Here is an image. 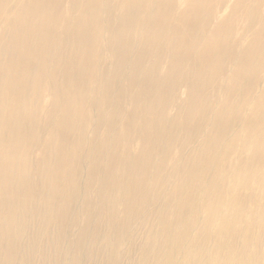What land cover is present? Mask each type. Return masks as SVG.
Here are the masks:
<instances>
[{"label":"rangeland","instance_id":"374dc122","mask_svg":"<svg viewBox=\"0 0 264 264\" xmlns=\"http://www.w3.org/2000/svg\"><path fill=\"white\" fill-rule=\"evenodd\" d=\"M147 1L132 7L140 19L131 27L136 49L128 55L134 60L137 51L146 50L142 67L129 72L122 84L110 72L118 56L108 44V25L118 26L125 6L113 0L106 11L104 1L96 0L102 22L91 32L99 67L90 77L82 75L86 82L80 95L62 97L50 88L52 75L63 80L64 58L72 49L61 19L80 15L79 7L64 1L54 30L62 47L51 51V73H33L35 83L25 105L28 112L36 110L42 128L24 143L25 158L26 150L15 146L14 180L20 183L30 176L40 192L27 203L29 214L0 207V216L5 213L22 223L11 239L22 250L10 264H264V23L248 19V0L239 7L229 4L231 0H174L169 23L177 24L193 4L210 6L214 26L234 14L224 49L216 51L198 79L186 64L199 70L196 62L202 61L197 59L207 62L209 56L200 53L209 39L183 63H172V50H159L165 40L158 37L150 47L141 42L155 33H149L148 20L163 8L162 0H149L151 6ZM248 49L247 73L236 77L237 62ZM149 81L155 89L145 83ZM193 81H201L198 90L190 88ZM81 86L80 81L75 88ZM104 96L108 104H99ZM113 110L120 112L115 129L110 127ZM63 112L77 129L72 124L56 131L55 116H65ZM21 135L12 132L10 137ZM45 144L66 157L70 151L76 198L64 177L47 181L56 167L54 160L49 166L44 162ZM62 144L67 147L60 148ZM59 201L66 206L63 216L59 210L56 216ZM3 230L7 227L0 217V242L6 240ZM0 245L2 264L8 252L7 245Z\"/></svg>","mask_w":264,"mask_h":264},{"label":"bare ground","instance_id":"6f19581e","mask_svg":"<svg viewBox=\"0 0 264 264\" xmlns=\"http://www.w3.org/2000/svg\"><path fill=\"white\" fill-rule=\"evenodd\" d=\"M65 0H0V21L5 22L0 25V207L9 206L13 209L25 210L27 214L31 209L30 203L32 198H35L40 192V189L34 187L33 180L30 176H25L24 179L17 183L14 180V175L18 173L15 164L18 162V154L16 147L19 150H26L22 157H26L28 153L27 146L24 145L31 133L40 132L42 128L37 122L36 110L27 111L25 105L29 104L30 91L29 87L34 86L35 76L32 80L33 73L43 74L51 73L53 70L50 66L51 51L62 47V40L54 30L57 20L61 18L62 6ZM104 10H110L113 0H103ZM210 1V0H206ZM96 0H70L73 7H79L80 15L73 18L67 16L61 20L66 22L64 34L72 40V49L67 57L64 58L67 66L63 70L64 78L60 82L52 75L50 88L57 95L62 97H70L72 95H80L84 88L85 79L82 75L91 76V73L99 67L100 55L92 42L93 33L92 28L95 23H101V7L94 8ZM121 5L125 6V11L120 18L118 26L109 23L108 27L112 33L108 44L112 45L113 52L118 56L114 57L111 63L112 72L119 82L122 84L124 79L128 76L129 72L142 67L146 59H143L146 50L137 51L139 56L134 60H129L128 55L136 49L133 45L131 37V27L134 20L140 19V13L132 10V7H138L143 4L144 0H119ZM163 8L161 13H152L149 20V33L151 29L156 33H150L151 38L146 37L142 39L150 47L152 42L159 38L165 40L160 49L172 50V63H183L187 55L196 51L198 45L204 39H209L204 44L200 56H209L207 62H196L199 70H195L186 64V67L191 69L197 74L198 79L203 72L209 68L212 61L215 59L216 51L224 49L226 40L233 27L234 14L225 16L219 19L215 26L212 20V13L210 6L204 4H193L184 13L181 20L176 23L172 22L174 0H162ZM245 0H231L229 4L234 7H239ZM146 6H151L148 0ZM94 8V9H93ZM247 17L250 21L264 23V0H248L247 2ZM217 17V16H216ZM110 20V19H109ZM111 21V20H110ZM5 27H7L5 29ZM67 29H69L67 31ZM166 30V33H165ZM160 33L164 35L159 36ZM260 38V37H259ZM258 38V40H259ZM258 40H254L256 43ZM7 42V45L4 44ZM2 43V44H1ZM64 46H68L64 42ZM228 52L238 54L239 50L230 49ZM251 52V49L244 50L239 62H237L236 77H240L247 73L248 63L246 62V53ZM7 55L8 59H4ZM56 55H61L57 53ZM148 57V55H147ZM146 58V57H145ZM219 55H216L218 60ZM236 56H233L235 59ZM195 60V61H197ZM176 64V65H177ZM150 66V65H149ZM156 64L154 65V67ZM105 69V68H103ZM82 82L80 90L75 88ZM152 89L155 86L152 83L145 82ZM201 87V81H193L190 88L198 90ZM78 90V91H77ZM77 91V92H76ZM116 91V90H114ZM113 92V90H112ZM111 92V93H112ZM118 92L116 91V97ZM120 99L118 104H120ZM62 103L61 100L57 101L55 105L58 107ZM99 104H108L107 97H102L98 101ZM120 112L112 111L110 118L111 129L116 128L115 118H118ZM55 116L57 119L56 131L64 132L72 124V129H77L78 124L67 121V116ZM68 114V113H67ZM18 116V122H12L11 117ZM150 119V116H149ZM12 132H20L21 136H16L12 140L10 134ZM16 146V147H15ZM67 147L66 144H62ZM94 147V146H93ZM59 150H55L53 145H44V162L49 166L54 160L56 171L54 175L47 181L52 182L53 177H64L67 184L71 186L72 199L77 197V175L76 170L69 169L68 159L70 151L67 153L57 154ZM80 150H75L79 154ZM21 157V158H22ZM73 166V165H72ZM24 175V169H23ZM57 215L63 214L66 211V206L63 201L56 203ZM59 210V213H58ZM3 219L7 231H1L6 237L5 242H0L6 246L8 252V260L2 264H10L12 261L17 260L22 247L19 243H12L11 239L18 233L21 228V221L16 218H11L7 214L0 216ZM3 247L0 245V250ZM1 264V261H0Z\"/></svg>","mask_w":264,"mask_h":264}]
</instances>
